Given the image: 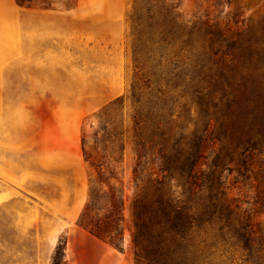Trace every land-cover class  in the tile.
<instances>
[{"label": "rangeland", "instance_id": "374dc122", "mask_svg": "<svg viewBox=\"0 0 264 264\" xmlns=\"http://www.w3.org/2000/svg\"><path fill=\"white\" fill-rule=\"evenodd\" d=\"M177 1L187 19L242 28L264 19V0ZM133 2L0 0V264H136L132 116L171 108L192 127L196 113L186 82L198 62L189 52L173 58L142 52L135 64ZM223 61L212 66L214 77L241 65L236 53ZM253 73L264 87V65ZM115 103L125 143L110 179L124 199L121 249L78 221L95 175L81 137L86 133L92 147L99 113ZM225 175L227 196L264 225V186L235 171ZM213 241L212 264H256L230 236Z\"/></svg>", "mask_w": 264, "mask_h": 264}, {"label": "trees", "instance_id": "16d2710c", "mask_svg": "<svg viewBox=\"0 0 264 264\" xmlns=\"http://www.w3.org/2000/svg\"><path fill=\"white\" fill-rule=\"evenodd\" d=\"M133 1L135 64L142 52L172 53L171 58L189 52L198 62L186 82L196 113L192 127L171 108L148 111L145 119L132 116L134 261L212 264L213 238L228 235L254 255L256 264H264V225L227 196L225 175L235 171L244 180L255 179L257 188L264 186V87L253 73L264 65V19L244 28L221 26L206 18L187 19L177 0ZM235 53L241 65L214 77L212 66ZM116 105L99 113L92 147L86 133L81 137L84 159L95 175L78 221L97 239L121 249L124 199L110 183L112 161L125 149Z\"/></svg>", "mask_w": 264, "mask_h": 264}]
</instances>
